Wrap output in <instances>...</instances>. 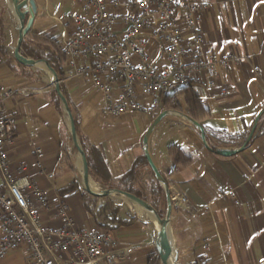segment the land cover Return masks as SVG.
Masks as SVG:
<instances>
[{
	"label": "crops",
	"instance_id": "crops-1",
	"mask_svg": "<svg viewBox=\"0 0 264 264\" xmlns=\"http://www.w3.org/2000/svg\"><path fill=\"white\" fill-rule=\"evenodd\" d=\"M107 1L112 11L121 14L123 9H115L113 3L124 5L131 0ZM207 1L210 9L201 18L204 49L218 55L235 53L241 60L222 70L217 89L194 88L212 112L201 125L205 131L221 133L219 138L211 133L207 138L211 147L221 149L241 147L257 123L256 131L241 154L223 158L204 147L199 131L188 121L170 114L152 134L149 152L172 198L180 194L187 199L186 206L173 204L171 216L178 264H264V0ZM34 2L37 12L24 43L34 50L43 45L48 53L49 42L56 41L63 51L78 29L83 4L78 0ZM180 26L184 46L192 49L193 36L183 22ZM116 29L118 36L124 32L121 23ZM139 39L149 40L147 51L153 67H165L167 59L159 41L148 32H142ZM17 41L7 0H0V88L18 92L5 104L18 126L16 146L10 154L12 171L18 175L24 167V173L51 199H64L80 227L113 233L118 242L115 264H149L158 254L157 233L151 223L139 217L130 222L134 217L122 213L118 219L130 223L119 225L108 212L102 213L103 221H96L86 211L75 166L78 153L63 110L57 107L53 80L50 83L48 74L39 67H25L16 61ZM90 64L91 59L66 57L61 87L87 154L92 180L95 176L99 186L121 190L131 185L137 190L145 182L153 183L156 180L148 162L143 164V139L163 112H175L164 109L165 98L181 87L174 86L167 95L140 96L148 109H153L154 99L158 100L161 108L152 113L127 112L113 119L106 114L102 93L75 74L78 67ZM23 89L30 94L22 96ZM178 102L185 111V99ZM171 146L184 149L193 163L172 173L175 161L169 153ZM37 150L44 155L42 169ZM138 164L136 180L131 183L126 175ZM0 264H26V253H13Z\"/></svg>",
	"mask_w": 264,
	"mask_h": 264
},
{
	"label": "built area",
	"instance_id": "built-area-1",
	"mask_svg": "<svg viewBox=\"0 0 264 264\" xmlns=\"http://www.w3.org/2000/svg\"><path fill=\"white\" fill-rule=\"evenodd\" d=\"M78 1L83 4L78 29L63 52L72 60L91 59L89 66L78 67L75 74L102 93L106 114L113 119L127 112L160 109L157 99L153 109H148L140 96L167 95L174 86L213 91L219 86L222 70L241 60L235 53L218 55L204 49L201 18L210 9L207 0L113 3L115 9H123L121 14L112 11L107 0ZM181 22L193 36L192 49L184 46ZM118 23L124 26L120 36ZM142 32L159 41L167 59L165 67H153L147 51L149 40L139 39ZM17 93L0 88V261L25 251L26 264H115L118 242L113 233L80 227L64 199H51L24 173V167L18 175L12 171L10 154L16 146L18 126L5 104ZM20 93L28 96L30 91ZM36 154L42 169L44 155L40 150ZM172 201L187 205L180 194Z\"/></svg>",
	"mask_w": 264,
	"mask_h": 264
},
{
	"label": "water",
	"instance_id": "water-1",
	"mask_svg": "<svg viewBox=\"0 0 264 264\" xmlns=\"http://www.w3.org/2000/svg\"><path fill=\"white\" fill-rule=\"evenodd\" d=\"M7 4L9 7V12H10V16H11L14 28L18 34V41H17L16 47L14 50V57L16 61L20 65L25 66V67H37L40 64H44L46 65V67L48 68V70L50 71L52 75V79H53L52 85L60 101V105L65 115V118L68 122L72 143L79 157L82 160L83 172H84L83 187H84L85 193H87L92 198L100 199V200L112 198L113 196H122V197L129 199L133 203L137 204L139 207L152 212L154 217L160 222V225H161L160 232L156 234L157 252H158L161 264H178V253L175 248L172 229H171V216H172V211H173V201H172V196H171L168 184L165 178L162 176V174L158 170V168L156 167L150 155V152H149V140L152 134L154 133L155 129L157 128V126L159 125V123L162 121L163 118H165L167 115L174 114L188 121L193 127H195L199 131L201 141L204 147L210 153L216 156H219V157H223V158H231V157L241 154L247 148V146L249 145L250 141L252 140L254 136V133L257 128V123L255 124L254 128L252 129L246 141L241 147L237 149H221V148L211 147L209 145L204 127L200 123L188 117L186 114H183L180 112H168V111L163 112L154 121V123L151 125V127L147 131L143 139V145H144L145 157L147 159L149 168L154 174V177L157 183L164 190L166 209H167L166 214L164 216H162L158 212V210H156L152 205H150L144 199L139 198L136 195L126 192L124 190L108 188V189H105L101 193L95 190H92L89 185L90 181H92V177L90 173V167L88 163L87 154L80 142L78 131L76 128L75 119L72 114L71 108L69 106L68 100L62 91L61 80L57 72L50 65V63L45 60H34L31 58L24 57L22 55V46H23L24 40L32 29L34 17L37 12L36 4L34 0H7Z\"/></svg>",
	"mask_w": 264,
	"mask_h": 264
},
{
	"label": "trees",
	"instance_id": "trees-1",
	"mask_svg": "<svg viewBox=\"0 0 264 264\" xmlns=\"http://www.w3.org/2000/svg\"><path fill=\"white\" fill-rule=\"evenodd\" d=\"M49 46H50L49 52L48 53L46 52L47 54H43L38 49L34 50V49L28 47V45L25 42L22 46V55L24 57H27V58L29 57V58L34 59V60H45V61L49 62L50 65L57 72L60 80L63 81V79H64L63 65L65 64L66 56H65L64 52L62 51V49L60 48V45L58 42L50 41ZM181 98L185 99V111L182 109L181 104L178 102L179 99H181ZM57 107L59 110H61L59 99H57ZM164 109L165 110H173L175 112H180L183 114L185 113L188 117H190L191 119L195 120L196 122H198L200 124H203V122L205 120H207L208 118H210L211 114H212L211 110H209L207 108V106L204 104L202 99L195 93L193 87H191V86L181 87V88L175 90L173 92V94L166 96ZM210 133L212 135H214L215 137H218V138H219V134L221 135V133L213 132V131L211 132L208 129H206L207 138H209L211 136ZM220 140H221V142L224 141L223 138ZM224 143L228 144L226 142H224ZM169 153H170V156L175 161V168H174L172 173H175L179 170L188 168L193 163V159L182 148L171 146L169 148ZM143 164H147L146 159H145ZM140 166H141V164L134 166L133 169L126 175V178L129 182L133 183L136 180L137 172H138V169ZM89 167L91 168L90 164H89ZM93 180H94V182H99L95 176H93ZM99 183H101V182H99ZM105 185H107V184L105 183ZM110 188H114V187L110 186ZM124 191L129 192L131 194H134L139 198L143 197L134 190L133 185H131L130 187H128V186L124 187ZM153 191L155 192L157 197H161L162 195H164V190L157 183V181L153 182ZM80 196H81L82 202L86 206V211L90 215H92V217L97 221L98 220L97 214H95L93 212V210L86 204L87 199L93 200L94 202H96L97 199L90 197L84 191H81ZM153 207L157 210V207H155V206H153ZM106 213H107V210H106ZM113 216L115 217V221H117L119 225H125V224H128L130 222H134L137 220L136 218H132V219H130V222H127V221H123L121 219H118V216H116L115 214ZM106 219H107V217H106ZM149 264H161V261H160L158 254L154 255L150 258Z\"/></svg>",
	"mask_w": 264,
	"mask_h": 264
},
{
	"label": "rangeland",
	"instance_id": "rangeland-1",
	"mask_svg": "<svg viewBox=\"0 0 264 264\" xmlns=\"http://www.w3.org/2000/svg\"><path fill=\"white\" fill-rule=\"evenodd\" d=\"M36 47L43 54H47L46 48L43 45H40V46L37 45ZM17 66L20 67L19 65H17ZM39 69L45 71L48 74V76L50 78L46 74H44V75H46V78L50 81V83H52L51 80H53V79L51 78L49 73L45 69H43L42 67H39ZM42 73H44V72H42ZM77 159H79L78 155L76 156L75 166H76V170H77V173L79 176V170L77 167V163H78ZM67 163L70 166L73 165L72 160L68 159ZM75 176L76 177L74 178V180L76 179L78 182V177H77L76 173H75ZM92 183H94L97 187H100V189H105L104 187L99 186V184H96L94 182V180H92ZM78 185L80 186L81 190L84 191L83 185L79 182H78ZM114 189H117V188H114ZM135 191L137 193H139L141 196H143L142 198L145 199L150 205L157 207L158 212L162 216H164L166 214L167 209H166L165 195H162L161 197H157L155 192L153 191V183L152 182L151 183H148V182L143 183V185H141L137 190L135 189ZM123 198H125V197L113 196L112 198H108V199H102V200L97 199L96 202H94L93 200L87 199L86 204L93 210V212L95 214H97L98 221H103L102 217L106 213V210H107V212L109 213L110 216L111 215L113 216L114 214L116 216H119V215H122V213H123L124 215H130L131 217H134L136 219H137V217H139L142 221L149 223L140 214V211H139L140 208L137 205H135L132 202L128 201L127 199H123ZM102 213H103V215H102ZM151 224L154 226L153 223H151Z\"/></svg>",
	"mask_w": 264,
	"mask_h": 264
},
{
	"label": "bare ground",
	"instance_id": "bare-ground-1",
	"mask_svg": "<svg viewBox=\"0 0 264 264\" xmlns=\"http://www.w3.org/2000/svg\"><path fill=\"white\" fill-rule=\"evenodd\" d=\"M37 67H42L43 69H45L49 73V75L51 76V78H52V75H51L50 71L48 70V68L46 67V65L40 64ZM77 167H78V170H79V180H80L81 184L84 185V172H83L82 160H81L80 157L78 159ZM89 185H90V187H91L92 190H95V191L100 192V193L105 190V189H100V187H97L94 183H92V181H90V184ZM123 199H127V198H123ZM127 200L130 201L129 199H127ZM130 202H132V201H130ZM133 204H135V203H133ZM135 205H137V204H135ZM139 208H140V210H139L140 211V214L146 219V221H148L149 223L151 222V223L154 224L156 233L158 234L160 232V230H161L160 222L154 217V215L152 214V212H150L149 210H146L144 208H141V207H139Z\"/></svg>",
	"mask_w": 264,
	"mask_h": 264
}]
</instances>
